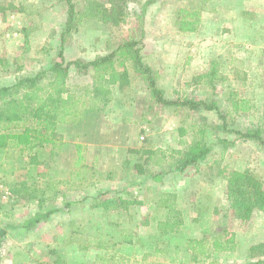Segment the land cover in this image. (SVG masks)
<instances>
[{"label":"rangeland","instance_id":"374dc122","mask_svg":"<svg viewBox=\"0 0 264 264\" xmlns=\"http://www.w3.org/2000/svg\"><path fill=\"white\" fill-rule=\"evenodd\" d=\"M145 1L129 0L123 20L104 22L93 9L109 6L108 0H0V87L61 60L65 36L66 63L136 42L116 55L117 68L128 77L113 86L104 111L59 124L55 143L37 153L11 144L0 148V189L12 193L0 197V232L19 225L0 237V264H54L58 258L100 264L105 250L96 237L109 240V250L120 253L118 262L122 255L137 264L259 259L250 248L264 239V210L241 220L226 187L233 170H249L264 182V141L238 132L259 128L264 138V0H156L143 12ZM182 9L199 15L195 31L180 29ZM24 28L30 29L28 40ZM135 49L172 104L156 101L146 73L135 65ZM69 74L75 98L96 78L92 67L71 65ZM200 129L211 150L181 170L178 151H186ZM80 155L84 161L78 163ZM19 185L29 189L16 195L12 190ZM162 192L177 193L183 214L184 224L173 234L158 228L166 215L157 205ZM106 197L113 199L110 205L93 206ZM57 207L48 220L22 227L29 217ZM216 234L235 248L193 261L189 239ZM79 237L83 243L91 238L89 248H81Z\"/></svg>","mask_w":264,"mask_h":264},{"label":"trees","instance_id":"16d2710c","mask_svg":"<svg viewBox=\"0 0 264 264\" xmlns=\"http://www.w3.org/2000/svg\"><path fill=\"white\" fill-rule=\"evenodd\" d=\"M70 1V0H69ZM129 0H108L110 5H98L93 9L96 16L104 22H119L123 20L127 2ZM156 2V0H146L143 12L146 8ZM180 29L183 31H195L199 25L200 17L197 13H190L182 9ZM23 29L26 40L28 31ZM136 42L124 43L117 50L106 55H100L93 60L84 61L81 58L70 60L67 63L63 58V50L66 44V36L62 38L59 55L61 60L54 61L49 67L36 72L33 75L20 76L11 85L0 87V148H18L21 152H39L43 147L55 143L57 140V128L61 123L81 121L86 113L93 111H104L112 101L113 86H123L128 77L126 70H119L116 65V55L121 52L123 47H134ZM122 48V49H121ZM139 49H135V65L146 73L148 85L156 101L164 104H172L174 101L163 97L162 90L155 86V77L150 66L144 64L139 56ZM75 65L79 69H95L96 78L93 86L86 85L83 95H75L69 91V68ZM189 104V103H188ZM209 108H214L210 106ZM243 138H256L261 142L264 138L259 128H248L245 131L238 130ZM185 129H180L183 135ZM200 135L192 138L186 151L179 150L182 155L179 159L178 167L183 170L191 165H195L205 159L211 150L206 141L204 129L199 130ZM84 161L83 157L77 159L79 163ZM53 188V187H52ZM29 188L19 185L12 191L19 195ZM227 197L231 200V206L237 211L238 217L247 221L250 220L256 210H264V182L249 170H233L227 179ZM106 196L107 191L98 195ZM177 193L162 192L158 196L157 205L166 210L165 218L158 221V228L163 234H173L180 230L184 224L182 211L177 208ZM113 199L106 197L103 201L93 203V206L110 205ZM142 203V201H137ZM122 204L127 203L125 199ZM70 206V203H66ZM59 208L50 209L46 213H37L29 217L28 221L22 223V227L29 228L43 220H48L50 215ZM19 225L8 224L7 229L0 232V237L4 236L10 227ZM125 239L131 240V234L123 235ZM82 237L76 238L81 248H89L91 238H85L86 243L81 242ZM95 244L104 249L105 253L100 255V264H116V257L120 254L117 251L109 250V240L96 237ZM71 241V240H70ZM115 242L111 246H115ZM235 248V244L230 240L224 239L223 235L216 234L211 239L190 238L188 249L193 261H205L209 255L216 252L230 251ZM252 258H259L250 264H264L260 258L264 256V242L253 244L250 248ZM122 255L117 264H137L139 261L132 262V258ZM54 264H67L63 258L55 260Z\"/></svg>","mask_w":264,"mask_h":264},{"label":"built area","instance_id":"2783aa9c","mask_svg":"<svg viewBox=\"0 0 264 264\" xmlns=\"http://www.w3.org/2000/svg\"><path fill=\"white\" fill-rule=\"evenodd\" d=\"M12 195L10 190H4V189H0V197L1 198H8ZM1 217V214H0Z\"/></svg>","mask_w":264,"mask_h":264},{"label":"crops","instance_id":"0c3cea01","mask_svg":"<svg viewBox=\"0 0 264 264\" xmlns=\"http://www.w3.org/2000/svg\"><path fill=\"white\" fill-rule=\"evenodd\" d=\"M261 242H264V239L263 240H260V241H258L257 243H261ZM257 243H255L254 242V244H257ZM252 257V256H251ZM263 259H264V256L262 257Z\"/></svg>","mask_w":264,"mask_h":264}]
</instances>
